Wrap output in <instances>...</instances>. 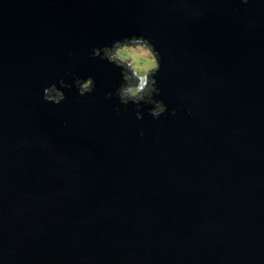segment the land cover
Instances as JSON below:
<instances>
[{
    "label": "water",
    "instance_id": "95a60500",
    "mask_svg": "<svg viewBox=\"0 0 264 264\" xmlns=\"http://www.w3.org/2000/svg\"><path fill=\"white\" fill-rule=\"evenodd\" d=\"M133 34L158 119L89 58ZM0 264H264V0H0Z\"/></svg>",
    "mask_w": 264,
    "mask_h": 264
},
{
    "label": "clouds",
    "instance_id": "9594fccd",
    "mask_svg": "<svg viewBox=\"0 0 264 264\" xmlns=\"http://www.w3.org/2000/svg\"><path fill=\"white\" fill-rule=\"evenodd\" d=\"M240 3L247 5L249 0H240ZM234 11H238V9H234ZM89 58L105 60L122 70V79L111 81L109 86L115 90L114 95L121 104L127 105L131 102L136 105L138 119L141 118L142 102L144 106H150L148 115L153 119H158L168 111L163 100L154 98L159 93L158 81L155 77L161 69L162 56L156 46L144 35L133 34L121 40L113 41L111 46L93 47L90 50ZM125 81L128 82L126 87L123 86ZM58 85L53 83L43 90L42 98L45 102L61 103L66 99V93L63 89L71 90L73 87L80 96L90 94L95 90L96 79L92 75L80 77L73 73L72 83H66L61 78ZM153 91H155V96L152 98V102L149 103L146 96ZM112 96V92L106 93V98ZM178 110V108L172 109L171 115H176ZM116 111L119 113V108ZM187 111L189 115L192 114L191 109Z\"/></svg>",
    "mask_w": 264,
    "mask_h": 264
},
{
    "label": "rangeland",
    "instance_id": "374dc122",
    "mask_svg": "<svg viewBox=\"0 0 264 264\" xmlns=\"http://www.w3.org/2000/svg\"><path fill=\"white\" fill-rule=\"evenodd\" d=\"M124 87H126V85Z\"/></svg>",
    "mask_w": 264,
    "mask_h": 264
}]
</instances>
